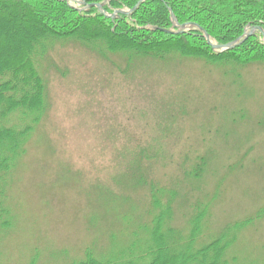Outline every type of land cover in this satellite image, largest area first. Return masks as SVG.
<instances>
[{
    "label": "rangeland",
    "instance_id": "1",
    "mask_svg": "<svg viewBox=\"0 0 264 264\" xmlns=\"http://www.w3.org/2000/svg\"><path fill=\"white\" fill-rule=\"evenodd\" d=\"M131 64L75 39L40 60L47 109L5 176L0 264L108 259L148 239L151 186L184 233L209 207L200 246L250 223L228 259L264 264V64Z\"/></svg>",
    "mask_w": 264,
    "mask_h": 264
},
{
    "label": "trees",
    "instance_id": "2",
    "mask_svg": "<svg viewBox=\"0 0 264 264\" xmlns=\"http://www.w3.org/2000/svg\"><path fill=\"white\" fill-rule=\"evenodd\" d=\"M83 2L78 6L68 0H0V43L5 45L0 46V221L9 214L4 203L5 176L25 153L24 146L47 109L46 83L38 66L56 42L101 43L108 54L128 57L129 67L138 59L164 61L175 56L218 65L264 64L260 31L264 32V0ZM122 10L130 13L112 17ZM184 25L189 27L183 30ZM248 28L257 31L246 37ZM207 34L214 45L239 42L231 50L217 51L209 45ZM150 188L159 213L145 228L148 239L135 240L108 259L88 250L85 259L75 264H232L228 255L250 223L228 225L200 246L208 240L204 224L209 207L196 206L184 233L170 225L172 201L162 205L156 186Z\"/></svg>",
    "mask_w": 264,
    "mask_h": 264
},
{
    "label": "water",
    "instance_id": "3",
    "mask_svg": "<svg viewBox=\"0 0 264 264\" xmlns=\"http://www.w3.org/2000/svg\"><path fill=\"white\" fill-rule=\"evenodd\" d=\"M69 1H70V0H69ZM78 1H79V3L84 4L83 0H78ZM143 1H145V0H143ZM96 7H97L98 9H100V11H101L102 13H105L102 5H98V6H96ZM119 13L129 14L130 11H124V10H122V11H117L115 14L112 15V17H115V16H116L117 14H119ZM173 20H174V18H173ZM188 27H189V25H184V26L181 27V29L185 30V29H187ZM256 31H257V28H253L251 31H247V32L245 33V36H246V37H249V36L253 35ZM260 31L264 34V32H263L261 29H260ZM206 38H207V40H208L209 45H212L213 48H214L215 50H217V51H227V50H231V49H233V48L238 44V42H239V40H238V41H236V42H234V43H231V44H229V45H226V46H218V45H214V44L212 43V41H211V39H210V36H209L208 34L206 35Z\"/></svg>",
    "mask_w": 264,
    "mask_h": 264
}]
</instances>
